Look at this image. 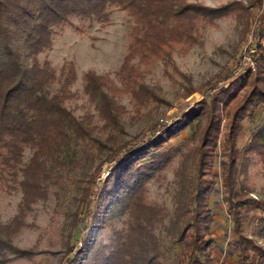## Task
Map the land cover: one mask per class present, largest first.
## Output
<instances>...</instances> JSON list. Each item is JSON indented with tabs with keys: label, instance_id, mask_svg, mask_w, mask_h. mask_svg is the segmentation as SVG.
<instances>
[{
	"label": "trees",
	"instance_id": "16d2710c",
	"mask_svg": "<svg viewBox=\"0 0 264 264\" xmlns=\"http://www.w3.org/2000/svg\"><path fill=\"white\" fill-rule=\"evenodd\" d=\"M255 3L264 9V0H252L251 4ZM236 4L234 1L210 7L189 0H0V182L17 180L21 171L18 183L23 192L19 213L10 222L0 224V264H5L10 254L29 255L27 250L15 247L10 237L22 225L23 207L35 197H42V179L48 174L45 158L54 155L72 132L78 137H90L89 130L63 105L68 87L75 79L74 63L65 62L57 74L49 60L38 57L51 47L55 28L71 25L76 31L84 32L72 23L73 17L106 25L114 10L125 11L131 17L127 52L118 73L123 87L93 71L83 75L84 89L96 100L99 115L114 122L120 107L115 95L122 90H132L135 94V86L141 79L136 64L150 66L170 58L175 50L187 52L201 42L200 23L214 25L218 18L237 12ZM257 33L260 39L256 70L228 78L230 81L211 96L210 112L202 108L210 116V123L199 151V169L195 184L179 199L175 212L179 233L174 242L182 247L178 264H211L215 239L211 232L214 216L210 197L216 185L211 169L217 162L220 137H223L220 146L224 199L231 203V209L252 203L264 209V203L256 200L249 203L233 199L238 195L235 192L240 153L237 140L243 122L255 118L260 107L264 108V28L259 27ZM57 81L58 91L50 94V87ZM199 111L194 108L183 121L158 136L130 144L111 160L109 173L93 194L91 188L84 189L74 223L75 229L86 218L83 237L66 264H163V253L154 232L160 213L143 202L142 190L146 180L168 159L163 150L165 145L190 126ZM223 115L226 122L222 129ZM263 138L262 131L253 133L255 145L262 149ZM25 148H30L32 154L27 164L20 167ZM205 165L207 171L202 169ZM115 199L120 203L128 200L126 207L131 209L135 224L130 227L129 237H117V245L110 249L95 247L94 235L101 224L104 205ZM234 213L238 215L240 211ZM237 247L240 264H264V248L252 239L239 235Z\"/></svg>",
	"mask_w": 264,
	"mask_h": 264
},
{
	"label": "rangeland",
	"instance_id": "374dc122",
	"mask_svg": "<svg viewBox=\"0 0 264 264\" xmlns=\"http://www.w3.org/2000/svg\"><path fill=\"white\" fill-rule=\"evenodd\" d=\"M189 1L210 7L236 1L239 10L218 18L214 25L200 23L201 42L187 52L175 50L170 58L150 66L136 64L141 79L135 86V94L132 90H122L115 95L120 107L114 122L99 115L96 100L84 89L83 75L93 71L123 87L118 73L127 52L131 17L125 11L114 10L106 25L73 17L72 23L84 32L76 31L71 25L55 28L51 47L38 57L49 60L57 74L65 62L74 63L75 79L68 87L63 105L89 130L90 137H78L72 132L54 155L45 158L48 174L42 179V197H35L23 207L22 225L10 237L15 247L27 250L29 255L10 254L5 264H66L83 237L86 218L75 229L74 223L84 189L89 187L92 193L100 187L110 171L111 160L120 151L158 136L198 108L199 116L192 119L191 125L165 145L163 150L168 159L146 180L142 190L143 202L160 213L154 232L163 253L162 262L178 264L182 247L174 242L179 233L175 212L179 199L195 184L199 169V151L210 123V116L202 108L210 112L211 96L228 78L256 70L260 39L257 31L264 28V9L257 3L252 5V0ZM59 87L60 82H55L50 94ZM225 122L223 115L222 129ZM261 131L264 133L263 107L255 118L244 120L237 140L240 153L235 172L238 195L233 199L236 201L264 203V149L253 140V133ZM221 139L216 150L217 162L211 169L216 185L210 197L214 216L211 232L215 239L210 263L240 264L239 235L264 248V209L252 203L237 207L240 213L235 215L237 209H231V203L224 199ZM31 154L30 148L24 149L20 167L27 164ZM202 169L207 171V165ZM20 179L21 171H18L17 180L0 182V224L10 222L20 211L23 195ZM118 200L104 205L101 224L94 235L95 247L110 249L117 245V237H129L135 218L129 206L126 207L128 200L123 203Z\"/></svg>",
	"mask_w": 264,
	"mask_h": 264
}]
</instances>
